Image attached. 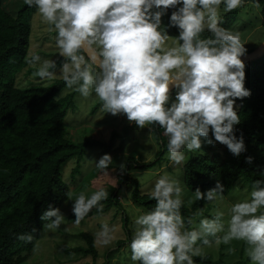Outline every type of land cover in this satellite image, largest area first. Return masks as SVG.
<instances>
[{
    "label": "clouds",
    "instance_id": "9594fccd",
    "mask_svg": "<svg viewBox=\"0 0 264 264\" xmlns=\"http://www.w3.org/2000/svg\"><path fill=\"white\" fill-rule=\"evenodd\" d=\"M23 2L35 8L55 32V46L62 58L57 73L54 59L32 53L28 63L36 69L33 77L46 81L59 74L65 86L82 97L94 94L104 113L124 114L140 129L158 125L167 137L168 158L175 164L184 161L183 149H201V137L209 145H225L236 157L246 151L243 136L238 137L234 129L241 123L236 102L251 95L245 87L241 59L246 48L239 32L221 26L220 16L222 5L228 13L242 7L245 0ZM169 10L168 24L162 25ZM171 27L178 29V36H169L167 28ZM170 86L175 89L174 97ZM245 159L251 163L253 158ZM111 165L110 154L95 162L103 174H108ZM119 171L125 173V163ZM260 176L252 182L247 198L230 207L226 220L224 212L216 210L211 218L196 221L200 212L188 217L181 214V183L161 175L149 192L155 207L133 220L127 244L132 264H194L193 257H202L205 247L232 241L244 243L250 264H264V172ZM223 193L219 181L205 192L194 191L195 200L206 203L223 199ZM108 195L104 188L88 196L80 192L71 200L73 224L79 225L93 208L102 211L101 201ZM40 220L44 230L53 231L60 229L65 217L58 207L49 205ZM114 231L115 226L102 224L96 242L109 245ZM18 239L31 242L33 236Z\"/></svg>",
    "mask_w": 264,
    "mask_h": 264
},
{
    "label": "trees",
    "instance_id": "16d2710c",
    "mask_svg": "<svg viewBox=\"0 0 264 264\" xmlns=\"http://www.w3.org/2000/svg\"><path fill=\"white\" fill-rule=\"evenodd\" d=\"M249 1L260 6V25L264 28V0ZM27 11L29 7L22 2L15 13L10 12L0 0V264H28L27 254L43 229L42 212L49 205L59 208L69 195V186L61 179V167L68 159L81 156L87 144V140L74 142L67 137L64 117L73 106L76 92L59 97L65 87L62 79L50 85L33 84L24 88L16 85V74L27 64L30 25L23 21ZM171 11L165 15L167 24ZM228 14L222 17L221 26L229 30L234 16H230L231 12ZM168 30L178 33L175 27ZM253 50L248 49L246 53ZM244 64L245 87L250 89L251 95L242 101L237 100L236 111L241 123L234 129L238 137L243 136L246 151L236 157L222 144L221 151L212 156L189 157L182 165V176L190 191L199 188L205 192L219 181L224 186L223 195H227L238 178L252 184L264 172V54ZM155 131L160 145L156 154L158 159L167 151V140L161 137L158 125ZM118 136L112 132L108 142H94L103 150H109ZM248 156L253 158L251 163L246 162ZM153 164H138L129 158L125 174L120 175L118 183L120 186L130 179L133 185L131 201L146 211L155 207V201L149 193L139 189L135 178H129V171L131 167L145 170ZM119 186L108 189V198L101 201L104 205L102 211L93 208L85 218L100 215L117 205ZM194 209V205L189 209L183 204L181 214L183 217L192 216ZM72 216L75 218L74 214ZM123 221L128 232L127 218ZM27 234H32L31 242L18 239ZM80 235L87 245L67 248L66 251L96 256L94 237L86 232H80ZM193 260L195 264H220L210 255L195 256Z\"/></svg>",
    "mask_w": 264,
    "mask_h": 264
},
{
    "label": "rangeland",
    "instance_id": "374dc122",
    "mask_svg": "<svg viewBox=\"0 0 264 264\" xmlns=\"http://www.w3.org/2000/svg\"><path fill=\"white\" fill-rule=\"evenodd\" d=\"M7 10L15 13L16 8L23 0H3ZM24 3V2H23ZM230 13V12H228ZM228 13L223 12V5L220 8L221 18ZM234 16L230 31L239 32L242 43L246 50L256 49L264 41V28L260 25V6L252 1L245 0L242 7L231 12ZM30 25L29 48L27 55V64L21 72L16 74V85L20 88L33 84L50 85L52 82L62 79L57 74L52 80L40 81L38 77H33L32 73L36 70L30 66L28 60L32 53L40 55L43 59H54L57 62V73L62 58L59 56V50L55 46V32L50 31L48 25L42 21L35 8H29L25 13L24 20ZM162 25H167L166 17H162ZM170 37L178 36L168 30ZM171 44V39L169 40ZM75 91L66 86L60 91L59 97ZM73 97V106L68 109L64 117V125L67 137L74 142L87 140L84 151L81 156H75L68 159L61 167V179L69 186V195L66 200L60 203L59 209L65 217L64 223L59 230H44L39 233L32 250L27 254L26 262L28 264H132L130 260V250L127 247L132 236V224L136 216L146 212V210L132 203L130 193L133 185L130 179L119 186V165L125 163L129 158L135 160L138 164L154 162V164L145 170L131 167L129 178H135L141 191L149 193L156 179L161 175H167L181 183L183 188L182 199L184 205L189 209L194 205L193 213L200 212V218H211L216 210L223 211L226 220L230 207L243 199L247 198L251 190V183L243 178H238L231 193L223 195V199H217L215 202L195 200L193 191L186 188L183 182L182 165L191 156L208 154L212 156L216 151H221V145L216 142L209 145L201 137L202 145L200 150L189 151L183 149L185 159L181 164H175L168 158L166 151L160 158L156 159V154L160 150L158 134L155 131L154 124L151 129L145 127L138 128L135 122H129L124 114L112 115L100 110L101 101L94 95L85 98L75 91ZM174 97L175 89L170 90ZM237 106V104H236ZM235 106V109H236ZM112 132L119 135L112 143L111 149L103 150L100 145L94 141L108 142ZM163 129L160 131L161 137ZM211 130L209 136L211 137ZM104 154H110L113 158V165L109 167L108 174L99 172L95 167V162ZM139 157V160L135 159ZM125 174V173H124ZM117 205H113L106 212L97 216L84 218L79 225L73 224L72 204L80 192L86 196L99 188L106 191L110 187H118ZM247 190V191H246ZM127 218L128 232L124 227L123 219ZM107 223L110 227L115 226L114 240L109 245H101L96 242V233L101 225ZM194 223L192 227H195ZM67 229V231H65ZM80 232H86L94 237V245L97 249L96 256L83 255L81 253H70L67 248L86 246L85 238ZM123 240L119 244L118 241ZM231 247V253L227 249ZM244 243L232 241L230 245L223 243L211 244L203 249V255H210L213 260L220 264H250L248 257L244 254ZM243 259V262H242ZM245 260V261H244ZM195 264V263H194ZM199 264V263H198Z\"/></svg>",
    "mask_w": 264,
    "mask_h": 264
},
{
    "label": "water",
    "instance_id": "95a60500",
    "mask_svg": "<svg viewBox=\"0 0 264 264\" xmlns=\"http://www.w3.org/2000/svg\"><path fill=\"white\" fill-rule=\"evenodd\" d=\"M264 54V41L262 42V44H260L256 49H254L253 51L246 53L245 55H243L241 57L243 62H247L253 58H256L258 56H261ZM171 86H170V90H171Z\"/></svg>",
    "mask_w": 264,
    "mask_h": 264
}]
</instances>
